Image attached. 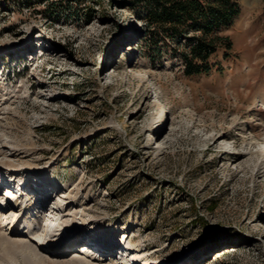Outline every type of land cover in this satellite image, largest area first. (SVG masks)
I'll return each instance as SVG.
<instances>
[{
  "label": "rangeland",
  "instance_id": "obj_1",
  "mask_svg": "<svg viewBox=\"0 0 264 264\" xmlns=\"http://www.w3.org/2000/svg\"><path fill=\"white\" fill-rule=\"evenodd\" d=\"M230 2L187 76L146 3L0 0V264H264V0Z\"/></svg>",
  "mask_w": 264,
  "mask_h": 264
},
{
  "label": "trees",
  "instance_id": "obj_2",
  "mask_svg": "<svg viewBox=\"0 0 264 264\" xmlns=\"http://www.w3.org/2000/svg\"><path fill=\"white\" fill-rule=\"evenodd\" d=\"M146 3L148 18L186 49L180 54L187 76L210 72V58L219 47L232 50L230 37L218 32L238 14L230 0H137ZM180 44V45H181Z\"/></svg>",
  "mask_w": 264,
  "mask_h": 264
},
{
  "label": "bare ground",
  "instance_id": "obj_3",
  "mask_svg": "<svg viewBox=\"0 0 264 264\" xmlns=\"http://www.w3.org/2000/svg\"><path fill=\"white\" fill-rule=\"evenodd\" d=\"M0 187H1V186H0ZM8 191H13V190L9 188ZM0 193H1V191H0ZM11 193H12V194H11ZM11 193H6V194H8V195L11 194V195H13V192H11ZM20 194H21V192H20ZM20 194H19V196H20ZM13 198H17V195H15V196L13 195ZM8 199H9V200H12V199L9 198V197H8ZM46 205H47V204H46ZM7 207H10L12 211H17V210H18L16 206H13V205L11 206V204H9V203H7ZM27 212H28V209L25 208V210L22 211V214H25V213H27Z\"/></svg>",
  "mask_w": 264,
  "mask_h": 264
}]
</instances>
